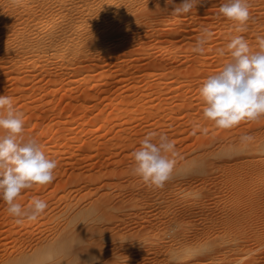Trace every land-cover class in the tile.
Listing matches in <instances>:
<instances>
[{
    "label": "rangeland",
    "instance_id": "1",
    "mask_svg": "<svg viewBox=\"0 0 264 264\" xmlns=\"http://www.w3.org/2000/svg\"><path fill=\"white\" fill-rule=\"evenodd\" d=\"M8 1L0 0V95L11 97L13 106L23 113V140H34L48 158L57 161L58 166L51 184L24 190L17 199L24 206L34 198L46 201L48 207L37 219L17 223L0 201V252L4 250L9 255L19 248L27 251V244H24L25 248L22 244L31 236L41 238L47 233L48 237L53 236L50 229L55 231V227L62 226L63 218L69 215L70 203L75 208L87 207L94 199L105 200V197V202L110 199V205H106L109 218L93 230L83 229L74 241L66 244L79 247L98 240L102 252L100 263L174 264L169 255L176 253L180 258L175 264H264V175L251 177L241 185L228 186L229 180L238 175L256 171L264 174V147H255L264 141V117L242 121L238 126L223 130L211 121L199 120L204 101L193 102L195 110L192 108L191 114L197 118L185 121L184 113L178 108L181 101L179 105H176L177 101H168L170 105L162 106L159 111V99H156L162 92L160 100L167 99L171 92V95L187 92L190 97L197 93L209 76L219 73L229 63L231 56L226 46L235 36H244L251 49L258 51L257 37H264V0H259L260 4L251 0L252 4H257L253 5L256 10L251 14L255 22L243 31L237 30L236 22L219 14L220 5L228 0H200L190 13L176 19L172 32L178 33L183 26L187 33L176 38L178 42L175 39V46L162 43L154 36L162 22L172 16L173 5L163 0L165 10L162 8V13L156 11L145 19L155 27L153 35L147 34L144 18H136L135 41L112 50L113 46L110 50L115 58L92 61L89 69L74 76L65 68L68 61H56L52 52L46 55L45 72L39 69L42 63L29 61L30 54L36 49L29 50L26 43L51 38L61 27L64 11L60 0H23L16 6L8 5ZM155 1L147 0V4ZM181 1L174 0V5ZM46 3L51 4L49 9ZM14 10L20 15L17 16ZM223 19L226 24H222ZM100 31L102 34L109 32L108 27ZM201 36L205 38V51L198 54L193 48ZM160 39L166 40L165 37ZM219 49H224L223 56ZM23 50H27L24 56ZM21 59L23 64H19L17 71L18 64L14 63ZM109 62L110 65H106ZM183 86H191V90ZM129 95L138 102L131 99L130 104L121 102ZM170 107H174L173 112L175 109L176 114L171 113L176 121L162 117V110ZM147 110L159 116L146 117ZM218 131L233 132L238 143H242V136L250 135L254 145L231 153L228 145L223 143L219 147L216 143L203 159L187 162L185 166L178 163L180 166L177 165L174 172L182 176L180 179L173 177L162 190L149 187L132 173L131 154L148 132L166 133L176 146L177 160L188 153L199 154L203 138L206 141L207 137L219 135ZM0 134H3L2 130ZM199 176L204 178L201 185H182V180L190 181ZM217 187L219 200L213 194ZM232 194L241 200L238 205H234ZM200 208L204 214L198 212ZM229 222L236 226L225 227L224 224ZM78 225L82 228L85 224L80 222ZM194 237L198 241L189 249L175 242L183 241V238L190 241ZM229 240L237 243L232 242L239 248L235 253L231 250L234 244ZM156 244L168 248L157 256L151 249ZM209 244L212 248H205Z\"/></svg>",
    "mask_w": 264,
    "mask_h": 264
},
{
    "label": "bare ground",
    "instance_id": "2",
    "mask_svg": "<svg viewBox=\"0 0 264 264\" xmlns=\"http://www.w3.org/2000/svg\"><path fill=\"white\" fill-rule=\"evenodd\" d=\"M22 1L23 0H9L8 1V5L16 6L18 4H21ZM252 1L251 0H247V3L249 5L250 14H252L253 10H256V9L253 8V5H257L256 3L252 4ZM254 1H256V2H258V4H260L259 0H254ZM60 3H61L60 5H62L61 8L63 9L64 14H63L61 27L58 29L57 34L53 33L51 38H48L46 40L45 39H43V40L42 39L29 40L28 42L26 41L27 42L26 44H28L29 50H32L34 48L36 49L35 52L30 54L31 58H30L29 61H30V63H36V62L42 63L41 68H39L40 71L42 70L43 72H45V70L47 68L45 62L48 60L46 55L49 52H52V54H54V59L56 61H58V62H67L68 61V64L66 65L67 67L65 66V68H66V70H69V72L72 74L71 76H74L75 74L80 73L82 70L89 69L90 68V64L89 63H91L92 61L102 62L104 60L105 61L106 60H110L112 57L115 58V56H113L114 52H112V50L116 49L115 46H117V47L118 46H123L124 47V46H127L128 44H130L131 42L135 41V39L137 37V35H136L137 32L134 31V25L137 24V22H138L136 20V18L137 19L138 18L139 19H141V18L143 19L144 18V20H145L152 13H154L156 11L157 12L161 11V13H162V11L165 10V7L163 6V4H164L163 0H160V1L157 0V1L153 2V4H151V5L147 4V0H60ZM49 5H51V4L46 3V6H47L48 9L50 8ZM162 8H164V10ZM167 11H169V10H167ZM257 11H258V8H257ZM14 12H16V11L14 10ZM10 13H11V11H10ZM16 13L18 14L17 16L20 15V12L17 11ZM209 14H210V11H209ZM198 15H200V14H198ZM213 15H214V13H213ZM254 15H257V14H254ZM10 16H12V15H10ZM177 18H179V17L172 15L166 20V22H164V23L162 22V25L157 30V35L155 33L154 36H157V39L161 40L162 43H166L167 42V43H169L170 45L173 46L175 44V39L176 38L177 39H178V37L181 38V36L183 37L185 35V33H187L183 26H181L180 30L179 29L177 30L178 33L176 32L174 34L172 32L175 24H177L176 23L177 22L176 21ZM11 19H13V18H11ZM211 19H212V17H211ZM147 21H146V23L144 22V24H145L144 27L146 28L147 34L149 33L150 35L151 34L153 35V33L155 32V30H154L155 27L153 25L147 23ZM187 22H188V20H187ZM197 22H200V21H197ZM222 22H223L222 24H226L225 20L222 21ZM251 22L252 23L255 22V17L253 15H251V19L245 25H238V28H243V29L250 28V27H252L251 26ZM229 24H230V22H229ZM104 27L105 28L108 27V31L109 32H107V34H105V33L102 34L103 32L100 31L101 28L105 29ZM160 37H163V38L165 37L166 40L163 41L164 39H160ZM177 39H176V42H178ZM159 40H157V41H159ZM144 41L146 42V40H144ZM113 46H114V48L112 50H110ZM6 49L8 50V48H6ZM11 50L13 51L14 49H11ZM6 51L4 50V52H6ZM8 51H10V50H8ZM0 52H2V51L0 50ZM21 52H22V56H24L25 53H27V50H23ZM8 54H10V53H8ZM11 54H15V53H11ZM18 54H20V53L18 52L17 55ZM0 59H1V57H0ZM14 64L15 65L18 64L17 67H16V70L17 71L20 70L19 64H23V59L18 60L17 63H14ZM106 65L109 66L110 62L106 63ZM162 66H158V67L162 68ZM161 68H160V70L165 69V68H162V69ZM174 70H175V68H174ZM24 72H26V71L24 70L23 73ZM183 87H184V89H185V87H187L186 90H188V91L191 90L190 89L191 86H183ZM183 87H181V88H183ZM142 91H144V90H142ZM159 92L160 91H158V93ZM173 92H175V91H173ZM177 92H178V90H177ZM198 92H199V89H198L197 93ZM171 93H170V96L168 98L166 97L167 99L160 100V97L163 95V92L161 93L162 95L160 97L156 98V99H159V102L157 104L159 111H160L162 106L169 104L168 101H170V103L173 100L177 101V103L181 101L180 105H179V103L176 104V105H179V107H178L179 108V112L180 113H184V119H186L185 121H190V120H192L194 118H197L195 116H192L191 110H192V108L194 109V106L192 104H194L193 102H195L196 100H198L197 102L202 103L203 99H202V97L200 95H197V93H194L190 97V96L187 95V92L183 93V92L179 91L177 94L175 93L176 95H171ZM143 96H145V95H143ZM133 97H134V95H133ZM130 99H131V101L137 100V99H133L132 95L131 96L129 95V96H125L121 102L130 104L131 103ZM153 99H155V98H153ZM137 102H138V100H137ZM124 105H126V104H124ZM133 105H134V103H133ZM115 106H119V105H115ZM170 108L169 109L165 108L166 110L165 109L162 110V113H163L162 117H164V118L165 117H168V118L170 117V119H169L170 121H171V119H172V121H174V120L176 121V119L172 118L173 116H175V115H173V113H175V109H174V112H173L172 108H174V107H172L171 109ZM151 110H152V108H151ZM151 110H149V111L147 110V112L145 113L146 117H151V116H154V115L159 116L157 113H151ZM154 110H156V109H154ZM171 112H173V113H171ZM200 113H199V117L198 118H199V120L203 121L204 117ZM196 114H198V113H196ZM179 120H180V118H179ZM192 124H193V122H192ZM66 131H65V133H66ZM218 132H220V131H218ZM220 133L223 134V135H220ZM220 133H219V135H216V136L212 135L211 137H207L209 139H206V141L203 138V141L201 142L200 153L199 154L188 153L187 155L186 154L182 155L180 158H178L176 160L175 167L177 165L180 166V164L183 166L184 164H187V162H194L196 159H203L202 158L203 156H206V155L210 154V152H211L210 148L212 146L216 145V143L218 144L219 147L222 146L223 143L228 145L229 146L228 150L231 153L233 151H241L243 149L247 150L248 147H251V146L254 145V143L252 141H242V143H238L239 141H237L238 139L234 135L233 132L231 133V132H222L221 131ZM64 136H63V138H65ZM256 146L264 147V141L259 142L258 144L255 145V147ZM178 163H180V164H178ZM180 175L181 174H177L176 172H174L173 177L176 178V176H177V178H178V176H179L178 179H180ZM262 175H264V174H262V172L260 173L258 171L254 172L253 174H246V175H240V176L238 175V177H236L234 179L232 178V180H229V184L230 185L228 184V186H230V188H231V187H234V186H237V185H241V184L245 183L246 181H248L247 179H250L251 177H257L258 178L259 176L262 177ZM182 178H185V176H183ZM189 179H191V178H189ZM202 181H204V178H200V176H199V178L197 177L196 179H191L190 181L182 180V183H183L182 185L191 187V185H193V183H199L201 185ZM179 185H180V183H179ZM220 186L221 185H219V187ZM219 187H217V189L214 188V190L216 189L215 191H217V192L213 191L214 195H217L219 193L218 192L219 191ZM221 189H223V188H221ZM232 190H234V189H232ZM221 192H220V194H221ZM218 197H220V195L219 196L217 195V198ZM214 198H215V196H214ZM232 198L235 199V200H233L234 205H238L241 202V200L240 199H236L237 197L235 195H233V194H232ZM252 198H254V197L252 196ZM103 199H105V200H102L101 198L94 199L95 203L90 201L91 203L89 202L90 204H87V207H81V208L73 207L75 205H73L72 203H70L72 207L70 206V204H67L73 210L70 207H68V206L65 207V208L68 207L67 213L69 215H67L66 217L63 218L64 223H62V226L58 225L57 227H55V231H51V229H50L49 233L51 232V234H52V232H53V234H52L53 236H49L48 237V235H47L48 233L46 234V236H44V234H43L44 238L43 237L34 238L33 236H31V237L29 236L30 238L29 239L27 238L28 241L24 242L22 244V247L25 246L24 244H27V247H28L27 251H24L23 249L19 248L18 250L15 249L14 251H12L11 254L8 255L6 251L1 250V252H0V264H2V263H4V264L5 263L6 264H103L104 262L100 263V260H102L101 259L102 258V252L100 251V246L101 245H100V242L98 240H91L90 242H86L84 245L79 246V247H74V246L68 247L66 245L67 243H71L72 241H74L76 236L79 235L80 232L83 229L87 228V229L93 230V229H95V227L97 225L101 224V222H103L104 220H107V218H109V217H107V212H106L109 209V207H106V205L107 204L110 205L109 202H108V201H110V199L108 198L109 199L107 201L108 203L105 202L106 201L105 197ZM218 200H219V198H218ZM69 208L73 212L69 211ZM110 208H111V206H110ZM202 208H204V207H202ZM112 209H113V207H112ZM190 209H191V207H190ZM68 211L71 212V213H69ZM198 212L200 214H204V212L201 211V208L199 209ZM183 213H186V211H184ZM80 222H83L85 224L82 228L78 225ZM231 225L233 227L236 226V225H234V223L232 224V222H229L226 225L224 224L225 227H228V226H231ZM176 226H177V224H176ZM52 227H53V230H54V226H51V228ZM238 227H241V226H238ZM48 229L49 228L47 227V230ZM242 231H243V229H242ZM233 235H237V234H233ZM40 236H41V234H40ZM182 237H184V236H182ZM230 239H231V237H230ZM253 239H255V238H253ZM195 241L197 243L198 240H197V238L194 237L190 241H187L186 239L183 238V241L176 240L175 242H179V243H177L178 245L180 244V245H182L184 247H188V249H189V248H191L190 246H191V244H193V242L195 244ZM229 241H231V240H229ZM233 241H231V243ZM234 242H235V244H237L236 241H234ZM233 244L234 243H232V245ZM235 244L233 245V248L231 249V250L234 251V253H235L236 250L239 249V248L237 249V245H235ZM208 246L211 247L212 245L209 244V245L205 246V248H207ZM238 247H239V245H238ZM23 248H25V247H23ZM166 248H168L167 245H160V244H158L155 247H151L152 251L155 254H157V256H159L158 254L162 250L165 251ZM210 249H207V250H210ZM238 253H239V251H238ZM169 257H170L169 260L171 259L174 264L176 262H178V259L180 258V256L178 254H176V253H171L169 255Z\"/></svg>",
    "mask_w": 264,
    "mask_h": 264
},
{
    "label": "clouds",
    "instance_id": "3",
    "mask_svg": "<svg viewBox=\"0 0 264 264\" xmlns=\"http://www.w3.org/2000/svg\"><path fill=\"white\" fill-rule=\"evenodd\" d=\"M200 0H165L173 5L171 15L188 14ZM224 18L245 25L251 14L247 0H228L219 7ZM243 31V28H238ZM259 50L253 51L244 36H235L227 44L231 60L223 69L209 76L199 88L204 103L202 115L216 127L231 129L242 121L264 117V37H257ZM205 38L199 37L193 51L203 54ZM224 55V49H219ZM23 113L13 106L11 97L0 95V201L17 223L35 220L44 213L46 201L34 198L24 206L17 202L24 190L46 186L55 180L57 161L48 158L34 140L22 138ZM242 141L252 137L245 135ZM132 173L154 189H164L173 178L178 155L174 142L166 133L148 132L132 152Z\"/></svg>",
    "mask_w": 264,
    "mask_h": 264
}]
</instances>
